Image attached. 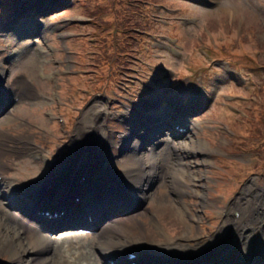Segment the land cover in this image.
Masks as SVG:
<instances>
[{"label": "rangeland", "instance_id": "1", "mask_svg": "<svg viewBox=\"0 0 264 264\" xmlns=\"http://www.w3.org/2000/svg\"><path fill=\"white\" fill-rule=\"evenodd\" d=\"M11 1L13 6L17 2ZM32 2L33 6L26 11L27 16L19 20H22L23 27L33 23L26 28L23 36L20 34L8 36L14 31L11 25L16 24L14 22L16 16L0 10V18L1 16L7 18L5 26L0 23V81L13 83L17 80H26L39 95H45L44 97L51 100L38 104L28 103L30 100L21 104L15 102L9 110L11 113L14 112V115H11V119L14 120L8 121L9 126H5L3 130L14 137L33 140L40 158L36 160L32 155L23 154L25 143H20L16 149L18 153H12L10 158L13 164L8 162L7 174L11 178L7 181L22 184L21 182L40 180L51 166H57L56 155L63 149L70 153V147L76 148L83 144L86 133L90 131L89 129L86 133H79L83 126L80 124L81 118L85 112L89 111L92 115L95 112L99 113L100 110L104 114H110L112 111L113 115L109 119H104V116L98 113L94 114L93 118L99 123L110 124L109 126L113 122L111 129L119 130V133L113 132L114 137L123 133L127 125L122 121L121 113L146 102L154 109L163 110L168 101L167 97L180 96L185 88L190 87L189 94L199 90L202 97L191 114L196 121L193 132L188 134L193 136L189 141L192 143L198 137L196 143L214 150L216 154L209 156L211 163L209 167H194L202 171L200 180L202 186L198 187L197 192L205 193L207 197L205 201L208 207L201 212L203 223L198 225L196 221L192 222L190 227L183 231L212 233L223 223L226 209L231 210L232 206L238 205L242 197H247L248 206L252 209L254 203H257L256 198L264 196V174L259 172L260 165H253L254 161L259 160L264 167V0H201L202 4L192 3L190 0H156L157 6L151 10L150 15H145V19L150 22L149 29L141 27L150 31L149 35L144 33L147 36V39H144V47H139L143 52L136 49L139 53L138 59L131 64L126 63L128 66H125L127 68L125 71H129L127 73L129 77L120 75L125 78H119L117 69L120 58L113 54L106 60L108 81L98 77L97 82H92L88 76L91 75L88 70L94 71L93 66L81 67V61L88 63L89 57L83 55L85 58L81 59L79 55L75 58L71 53L73 48L67 41L72 32L79 37L81 33L89 38L88 41L91 40L88 47L94 48L92 40L96 34L93 32V23L102 24L96 27L99 33L105 30V25L111 26L117 19L123 21L126 16L122 10L126 5L120 6L121 0H32ZM1 3L0 8L3 6ZM88 4H92L95 10L89 9ZM7 10L10 11L8 8ZM10 18H13L14 23H9ZM35 19L42 20L40 25L46 22L48 28L41 30L35 24L37 23ZM83 24H88V27L84 29V26H79ZM18 26L21 27V24ZM25 35L36 36L40 39L39 45L36 44L35 49L26 46L19 57L11 58L10 55L13 56L16 48L23 47L27 42L33 44L32 39L24 41ZM106 43L110 45L109 41ZM121 44H125V41L122 40ZM73 47L78 48L76 41L73 42ZM25 49L29 54L24 55ZM218 55L224 57V60H220ZM104 61L105 59L100 57L96 62L101 66ZM35 64L38 65V70L37 76L33 77L28 71ZM75 69L86 70V73H81L85 78L74 74ZM181 70L183 71L179 72ZM164 71L167 81L162 82L158 77L162 76ZM178 76L183 78L173 80ZM71 77H75V80L71 81ZM117 79L121 82L119 83ZM190 79H193V84ZM74 81L77 86H72ZM104 85L107 87L101 90ZM168 90H171L170 93ZM160 94L164 95V98L158 103L160 105L154 106L152 100L156 101L155 96ZM75 96L79 99L73 103ZM189 99L190 97L182 102L188 103ZM98 104L100 107H96L94 111L92 107ZM78 109L80 111H77ZM45 120L46 124L42 126L40 122ZM38 125L41 128H38ZM195 132H198V135L194 134ZM117 140L118 137L115 141ZM16 143L7 142L8 145ZM107 143L106 137L98 140V146L104 152L110 147ZM184 147H187V144ZM188 148L190 150L185 151L189 152L193 163L202 161L198 153L191 152V146ZM109 151L111 152V149ZM159 151L153 152L156 155L154 158ZM114 152L118 153V156L121 154L118 149H114ZM179 152L180 150L176 154ZM224 159L233 162L234 165L237 164L235 169L238 171L226 172L225 175L226 168L217 166V163H222ZM35 161L39 162L36 164ZM232 164L227 168L233 167ZM239 170L243 171L241 177L236 175ZM193 176L190 173L188 179ZM1 177L3 178V175H0ZM228 186L230 189L233 187L230 192ZM0 200L5 202V199ZM179 201L187 218L190 216L188 213L190 203L200 204L199 199L192 197L185 199V202L180 197ZM144 212H147V224L141 223V228L134 232L129 230L133 232L129 234L132 239L161 241L168 238V235L173 237L182 231L177 219L167 217L163 212L156 214L152 208ZM160 224L164 232L160 230ZM148 231L154 233L155 237L149 238ZM259 241L260 239L253 236L252 244L255 247ZM184 243L193 244L188 241ZM7 260L8 255L1 257L0 264H5Z\"/></svg>", "mask_w": 264, "mask_h": 264}, {"label": "bare ground", "instance_id": "2", "mask_svg": "<svg viewBox=\"0 0 264 264\" xmlns=\"http://www.w3.org/2000/svg\"><path fill=\"white\" fill-rule=\"evenodd\" d=\"M190 1L200 3L201 0ZM8 2L9 6L13 5L10 0ZM22 18L20 14H17L15 21L18 22ZM13 21L11 20L10 23ZM13 27L19 30L17 26L13 25ZM13 35L15 34L8 36L13 37ZM25 54L29 53L24 52ZM32 68L28 72L33 77L37 76L38 65L35 64ZM28 83L26 80L7 84L0 82V116L6 112L0 117V175H3L0 181V198L8 200L0 201V258L8 255L5 264H112V261L113 264H132V262L138 264H264V244L261 246V255L245 254L250 251L253 236L264 240L262 236L264 233L263 195L256 198L257 203L253 202L252 209L248 206L247 197H242L238 205L232 206L231 210L227 209L226 219L212 233L183 231L190 227L192 222L196 221L198 225L203 223L201 212L208 207L205 201L207 197L205 193L197 192L198 187L202 186L200 183L202 171L194 167H209L211 163L208 158L216 153L196 143L198 137L190 143L189 140L193 136L188 134L193 132V124L185 133L174 127L177 123H186L189 117L187 115L189 106L179 111L181 105L179 98L167 97L166 100L170 103L164 106V110L154 109L147 102V105L140 104L137 108L126 110L120 115L122 121L127 124L125 131L114 137L115 130L93 118V115L98 112L91 115L87 111L81 118L80 124L83 126L79 129V133H86L90 129L84 141L86 146L78 148L73 146L69 150L70 153H67L68 150L65 151L57 166L47 170L48 173L40 180L21 182L22 184L8 182L7 179L11 178L7 174L8 162L11 163V156L18 153L16 149L20 143H25V152L21 151L23 154L32 155L36 160L39 158V151L33 147V140L20 136L14 137L13 134L3 130L5 126H9L8 121L14 120V118L11 119L14 112L9 111L15 104L12 98L21 96L20 101H25L30 97L39 103L44 102L43 97L39 96ZM184 95L185 92H183L185 98ZM162 98L164 95L155 96L157 102L152 100V104L160 105L158 103L162 102ZM190 98L198 101L201 94L193 92ZM78 99L75 96L73 103ZM28 103L36 104V102ZM96 107L92 109L95 111ZM172 114L174 117L171 119ZM98 115L109 119L113 113L110 111V114H104L100 110ZM40 123L45 126L46 120ZM164 129L170 130L172 140L160 137ZM98 134L108 139L107 145L111 149L120 150L121 154L118 158H115V155H109L108 150L104 152L100 147L92 148ZM194 134L198 135V132ZM180 135L181 140L177 139ZM117 137L118 140L115 141ZM12 141L17 143L7 144ZM186 144L187 147H184ZM159 145L162 148L154 158L156 156L153 154L154 148ZM190 146L191 152L198 153L202 159L197 164L193 163L189 152L185 151ZM179 150V154H176L175 152ZM92 155H95L97 160L90 161ZM35 162L37 164L39 161ZM94 162L96 164L93 171L98 172L97 175H91L89 170V166ZM81 172L82 175L88 174L91 180L84 187L77 186V174ZM190 173L194 176L189 180ZM63 176H69L70 180H74L71 182L76 183L75 188L64 189L60 185L62 182L60 178ZM79 188L84 190L79 191ZM75 193L80 194L82 204L100 206L110 213L107 215L106 209L100 213L101 226L97 233L65 231L69 227L59 230L56 225L44 223L46 218L38 214L39 208L62 207L66 215L53 222H58L61 226L73 224V221L65 220L70 219L72 213L79 209L80 204L69 201H73ZM180 197L184 202L191 197L200 200V204L190 203L189 218L186 217L181 206ZM153 202L154 205H152ZM149 205L152 206L148 207ZM123 208H130L129 212H124V214L128 213L124 215L127 217L121 214ZM149 208H152L156 214L163 212L167 217L177 219L182 231L173 237L168 235V238L161 241L132 239L129 234L140 229L141 223L147 224V212L144 211H149ZM159 228L164 232L161 224ZM258 230H260L259 234ZM154 235L148 231L149 238H154ZM176 239H178L177 242H175ZM186 241L193 244L186 245L184 243ZM131 255H136V258L130 260Z\"/></svg>", "mask_w": 264, "mask_h": 264}, {"label": "trees", "instance_id": "3", "mask_svg": "<svg viewBox=\"0 0 264 264\" xmlns=\"http://www.w3.org/2000/svg\"><path fill=\"white\" fill-rule=\"evenodd\" d=\"M138 1L139 0H121V4L120 5L123 6V5H128V3H130L133 6V8H135L134 5L137 4ZM88 5H89V9H91L93 11L95 10V7L92 4H88ZM92 13H94V12H92ZM132 13L133 12H131V13H125V14H128L130 17H132V15H133ZM134 13H135V11H134ZM133 19H136V13L134 14ZM137 21L140 22V20H137ZM135 23H137V22H135ZM138 26H140V24H138ZM133 27H135V26H133Z\"/></svg>", "mask_w": 264, "mask_h": 264}]
</instances>
